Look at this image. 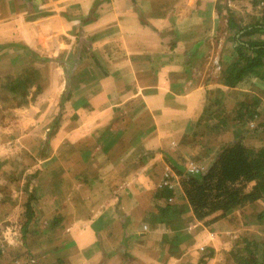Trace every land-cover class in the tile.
<instances>
[{"label":"crops","instance_id":"0c3cea01","mask_svg":"<svg viewBox=\"0 0 264 264\" xmlns=\"http://www.w3.org/2000/svg\"><path fill=\"white\" fill-rule=\"evenodd\" d=\"M261 9L237 0H0V103H21L12 108L21 111L16 121L37 124L27 125L22 141L30 131L31 140L47 141L34 154L44 172L54 173L37 187L63 189L61 201L45 192L55 206L83 203L88 211L85 226L68 223L73 246L99 237L114 252V240L124 237L148 258L146 251L180 228L163 231L162 220L151 224L141 210L164 205L156 195L161 188L173 195L181 189L172 155L187 140L205 91L219 87L262 100L263 91L250 90H264L258 79L232 88L218 81L233 46L227 11L248 24ZM75 188L83 195L78 201ZM48 229L57 234L63 227ZM158 254L147 264H159ZM108 256L106 264H118L120 256Z\"/></svg>","mask_w":264,"mask_h":264},{"label":"rangeland","instance_id":"374dc122","mask_svg":"<svg viewBox=\"0 0 264 264\" xmlns=\"http://www.w3.org/2000/svg\"><path fill=\"white\" fill-rule=\"evenodd\" d=\"M239 1L241 4L244 1L247 2L250 7L256 4L261 9L259 5L264 0H237V4ZM239 6L237 7L239 8ZM243 9H245L244 5L237 11L242 13ZM233 16L239 18L236 13ZM208 91H205L202 95L204 96L203 103H200L198 112L192 121L193 124L187 135V140L183 141L184 143L180 146L178 151L180 155L178 156L176 153L175 156L172 155V161L175 162L174 164L178 169L183 171L181 172L183 174L190 171L204 170L214 159L216 149L228 139H232L231 131L226 129L219 132V128L215 125H218L219 118L232 116L238 102L245 101L246 97L249 96L247 95L249 93L244 91L225 92L224 97L221 99L222 102L218 104L211 102L215 99V96ZM258 91L255 88L253 93ZM257 94L262 100H260L261 103L256 104L255 108L260 113L259 119L264 120V92H258ZM20 104L4 101L0 103V245L2 249L0 264H102L103 262L106 264L107 258H109L108 255L111 254H117L120 259L133 257L138 264H147L149 263L148 259L156 258L159 252L162 258L158 261L159 264H199L201 257L208 254L207 248H212L213 253L208 254V258L201 264H231L226 253L231 246L240 241V238L264 239V225L257 224L252 214L264 208V202L256 205L251 204L245 209L236 210L232 216L219 219L207 227L203 225V221L194 220L199 224L193 223L194 221L190 219V213L187 212L186 214L187 207L182 188L176 187L174 190L176 193L174 192V195L171 196L170 204L178 207V213L170 212L168 215L166 214L168 218L163 216V219H161L162 217H159L157 212L158 207L163 206L160 203L157 206L156 204L145 206L141 210L145 216L149 215L148 220L151 224L161 223V220L166 219L168 222L159 225L164 228L163 231L172 226H178L182 228V231L190 234L188 238L178 244L176 252L173 251L166 239H161L157 245L152 247L151 251H146L145 254L148 258L142 255L138 256V252L128 243L129 238L124 237L120 238L121 242L114 240V252L106 251L105 245H101L102 242L99 237L92 245L91 243L86 244L89 237H81L85 238V244L73 246L66 229L69 228V224L73 229L85 226L89 222L86 219L88 211L83 212L85 210L83 203L79 205V208L76 204L69 205V203H66L72 209L68 213L69 207L67 208V205L63 203L61 206H55L50 200V197L55 194L59 201L64 193L63 189L59 191L52 189L51 191V187L45 190L40 185L41 188L37 187L36 183L39 180H43L47 173L52 175L54 172L52 170L44 172L40 166L41 164H38V160L42 157H37L38 154H34V152L43 151L48 147L46 140H43V143L31 140L29 138V136H32L31 131L26 140H21L20 137L26 133L27 125L29 127L30 125L32 127L36 126V129L38 126L35 122L26 124V122L16 121L17 115L21 111L13 112L12 108L20 106ZM208 113L210 114V122L209 119H204L201 123H198V119ZM46 115L48 116V114ZM25 118L28 117H23V120ZM206 122L214 127L212 131L204 125ZM22 149L23 153H21ZM29 149L35 156L28 154ZM180 179L179 177L178 180ZM46 191H51L53 194L48 193L47 197ZM75 192H73V195L77 196L75 197L77 201L83 198L77 188H75ZM29 196L33 198L29 200L30 209L27 210L25 203L28 202ZM163 204L165 205V201ZM82 206L84 207L82 208ZM87 207L95 209L97 204L89 206L87 204ZM121 212L124 219V209ZM136 216L141 217L143 215ZM55 217H59L61 220L63 227L61 232L55 234L51 231L52 229L44 231ZM27 218L29 219L28 224H26ZM118 237L116 236V239ZM168 239L171 240V237L168 236ZM120 259L118 264L121 262Z\"/></svg>","mask_w":264,"mask_h":264},{"label":"trees","instance_id":"16d2710c","mask_svg":"<svg viewBox=\"0 0 264 264\" xmlns=\"http://www.w3.org/2000/svg\"><path fill=\"white\" fill-rule=\"evenodd\" d=\"M227 33H230L229 38L233 46L231 53L221 60L219 83L232 88L251 79L264 82V13L258 19L242 24L227 11ZM260 85L264 86V83ZM250 88H258L264 92L255 84ZM209 91L215 96L211 102H222L225 94L223 89L216 87ZM249 99L239 101L232 116L218 119V125L215 126L219 128V132L228 129L232 133V139H228L216 149L214 159L204 170L183 174L175 162L171 163L181 178L180 185L190 217L198 222L203 221L204 226L209 227L219 219L232 216L236 210L264 202V120L259 119L260 113L255 108L261 99L254 94ZM209 118V113L202 115L198 123ZM209 122L204 125L212 131L214 127L209 125ZM156 195L166 199L165 205L157 210L161 219L163 216L167 217L170 212L178 213V208L168 200L173 195L170 189L161 188ZM32 198L29 196L28 202L25 203L27 210L30 209L29 200ZM252 214L257 224L264 225V208ZM60 221L59 217H55L49 226L53 227ZM28 222L27 218L26 224ZM162 222L168 221L165 219ZM46 230L48 228L44 231ZM173 231L171 240L167 236L164 239L176 252L178 244L190 234L180 228ZM206 251L208 254L213 253L212 248H207ZM208 254L201 257L199 264L205 262ZM226 255L231 264H264V239L242 237L228 249Z\"/></svg>","mask_w":264,"mask_h":264},{"label":"built area","instance_id":"2783aa9c","mask_svg":"<svg viewBox=\"0 0 264 264\" xmlns=\"http://www.w3.org/2000/svg\"><path fill=\"white\" fill-rule=\"evenodd\" d=\"M263 5H264V1L261 3V7H262V8L264 7ZM218 68H219V67H218Z\"/></svg>","mask_w":264,"mask_h":264}]
</instances>
